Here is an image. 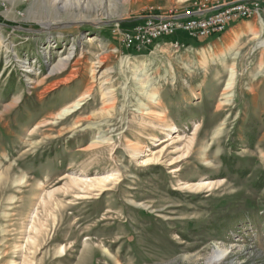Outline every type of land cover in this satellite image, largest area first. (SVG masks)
Segmentation results:
<instances>
[{
  "label": "rangeland",
  "instance_id": "1",
  "mask_svg": "<svg viewBox=\"0 0 264 264\" xmlns=\"http://www.w3.org/2000/svg\"><path fill=\"white\" fill-rule=\"evenodd\" d=\"M217 2L0 0V264H264V25L123 39Z\"/></svg>",
  "mask_w": 264,
  "mask_h": 264
},
{
  "label": "built area",
  "instance_id": "2",
  "mask_svg": "<svg viewBox=\"0 0 264 264\" xmlns=\"http://www.w3.org/2000/svg\"><path fill=\"white\" fill-rule=\"evenodd\" d=\"M249 19L264 25V0H222L212 6L203 4L192 10L147 17L125 30L123 39L127 46L140 50L179 33L192 39L219 35L228 29L231 22ZM178 41L173 39L170 45L177 47L180 45Z\"/></svg>",
  "mask_w": 264,
  "mask_h": 264
},
{
  "label": "bare ground",
  "instance_id": "3",
  "mask_svg": "<svg viewBox=\"0 0 264 264\" xmlns=\"http://www.w3.org/2000/svg\"><path fill=\"white\" fill-rule=\"evenodd\" d=\"M47 1H49L50 5H52V7L55 10H70V11L75 10V9H79L81 7V2H82V0H47ZM100 47H102V45L96 46V48H100ZM77 62H78V60L77 59H74V57H72V53L70 51H68L65 54H62V56L60 55V57L58 58L57 63L55 64V66L52 68L51 71H57L58 69H62L64 67H66L68 64H75ZM101 64H102V62L99 60L96 63V67L94 68L93 71L97 72V68H99L101 66ZM235 75H236V72L234 71L233 68H231L229 70V72H228V76H230V78H229V80H228V82L226 84V88L230 89V87L232 86L231 85V82H230L231 81V77L232 76H235ZM110 93L107 90V91H105L102 94V96L104 95V103H103L104 104V107H103V110H110L112 108L111 105H110V102H111V99H110L111 98V95H110ZM86 94H89V91H88V93L84 92L82 94V96H84ZM229 96L230 95H227L226 98L229 97ZM226 100H228V98L227 99H222L221 100V104L227 105ZM82 106H83V103L76 102V103H74V105L70 109H64L63 111L64 112H67V115L68 114L71 115L74 112L80 110L82 108ZM191 138L189 139V142H193L192 141L193 138L192 139ZM161 152H162V150H161ZM157 157H159V156H157ZM157 157H155V158H157ZM153 160H155V159L153 158ZM150 162H152L151 159L149 160V163H147V164H152L153 163V162L152 163H150ZM203 185L204 184H202L201 186H203ZM201 186L199 185V187H201ZM213 253H214V255L210 256L207 259L206 264H220L221 260L224 259V255H225L226 251L217 248V250H215ZM11 264H14V263H11Z\"/></svg>",
  "mask_w": 264,
  "mask_h": 264
}]
</instances>
